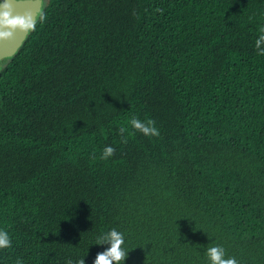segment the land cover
<instances>
[{
	"label": "trees",
	"instance_id": "obj_1",
	"mask_svg": "<svg viewBox=\"0 0 264 264\" xmlns=\"http://www.w3.org/2000/svg\"><path fill=\"white\" fill-rule=\"evenodd\" d=\"M45 12L0 72V264H94L112 228L124 264H210L216 244L264 264V0Z\"/></svg>",
	"mask_w": 264,
	"mask_h": 264
},
{
	"label": "clouds",
	"instance_id": "obj_2",
	"mask_svg": "<svg viewBox=\"0 0 264 264\" xmlns=\"http://www.w3.org/2000/svg\"><path fill=\"white\" fill-rule=\"evenodd\" d=\"M20 2L21 0H2L0 2V42L13 40L17 32L28 35L36 31L38 24L46 21L47 16L43 0H32L33 3L40 4L39 10L35 12L31 9L18 12L15 5ZM259 31L261 34L256 40V49L259 55L264 56V48L261 47V45H264V27H261ZM3 68L4 65L0 63V71ZM130 124L133 129L145 136L159 137L160 135V131L153 119L141 120L133 116ZM126 132V128L121 127L119 129V133L123 138L122 142L124 143H127ZM115 151L114 147L107 145L103 148L100 158L107 160L115 155ZM125 243L124 233L118 231L116 228H112L107 233L98 236L96 245H110V247L104 252L97 254L94 264H124L129 254ZM10 247H12L11 236L8 231L0 229V250ZM206 255L210 264H240L237 258L227 256L226 249L219 244L209 246ZM17 264H22V262L17 261ZM65 264H85V258L75 261L68 259Z\"/></svg>",
	"mask_w": 264,
	"mask_h": 264
},
{
	"label": "water",
	"instance_id": "obj_3",
	"mask_svg": "<svg viewBox=\"0 0 264 264\" xmlns=\"http://www.w3.org/2000/svg\"><path fill=\"white\" fill-rule=\"evenodd\" d=\"M0 2H2V0ZM43 3L45 5V0H43ZM15 8L18 12H23L28 9H31L35 12L39 10L40 4L33 3L32 0H21L19 4L15 5ZM30 34L25 35L17 32L13 40L0 42V63H2L4 60L13 58L23 46Z\"/></svg>",
	"mask_w": 264,
	"mask_h": 264
}]
</instances>
